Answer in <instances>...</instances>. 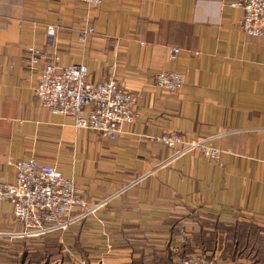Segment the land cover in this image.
Returning a JSON list of instances; mask_svg holds the SVG:
<instances>
[{"label":"crops","instance_id":"0c3cea01","mask_svg":"<svg viewBox=\"0 0 264 264\" xmlns=\"http://www.w3.org/2000/svg\"><path fill=\"white\" fill-rule=\"evenodd\" d=\"M232 1L0 0V182L36 157L74 180L87 208L112 198L47 241L17 238L12 204L0 201L1 264L177 262L221 227L264 228V38L243 33ZM86 25L93 32L82 42ZM30 47L45 56L36 67ZM171 48L181 51L175 61ZM52 63L86 65L90 82L115 79L137 96V118L118 141L39 104L34 90ZM162 71L181 73L183 87H157ZM166 133L212 137L223 156L171 159L156 141Z\"/></svg>","mask_w":264,"mask_h":264},{"label":"built area","instance_id":"2783aa9c","mask_svg":"<svg viewBox=\"0 0 264 264\" xmlns=\"http://www.w3.org/2000/svg\"><path fill=\"white\" fill-rule=\"evenodd\" d=\"M71 1L95 7L103 2ZM229 6L242 9L241 29L245 35L264 38V0H233ZM92 32V27L86 25L80 32L79 40L84 42ZM55 33V27H48L49 35ZM180 52L178 48H171L170 59L177 60ZM27 53L32 67L45 58L35 47L28 48ZM89 75L86 65L59 68L56 64H48L41 72L35 95L39 104L53 114L71 117L75 128L97 132L110 142H116L124 127L137 118V96L126 91L115 79L92 83ZM183 78L179 72L162 71L155 77V83L157 87L173 92L183 87ZM212 139L190 141L182 134L166 133L156 141L173 152L171 159L198 151L206 159L220 162L223 151L211 145ZM111 200L105 199L87 208L74 180L67 178L55 165L44 164L36 157L16 163L14 182H0V201L12 204L13 215L21 227L15 235L19 239L42 240L64 233L90 214L106 207ZM209 260L207 255L200 254L182 259L179 264H209Z\"/></svg>","mask_w":264,"mask_h":264},{"label":"trees","instance_id":"16d2710c","mask_svg":"<svg viewBox=\"0 0 264 264\" xmlns=\"http://www.w3.org/2000/svg\"><path fill=\"white\" fill-rule=\"evenodd\" d=\"M226 229H230L228 232L229 233L228 236H227V232H224V234H223L224 230L227 231ZM257 229H258V234L256 232ZM221 232L223 234V236L221 234L222 237L220 236L221 239H223L226 236L228 239L231 234H234V237H232V241L234 242L233 243L234 248L229 247L230 246L229 245L228 249H226L227 252L228 251L231 252V251L235 250L236 247H240V246L243 250H246L245 248L250 247V250L252 251V253H254V257L257 258V261L255 264H264V259H263L264 258V244H263V242L259 241V238H264V228L257 226V225L239 223L233 227H221ZM230 232H231V234H230ZM59 234L60 233L55 234V235L58 236ZM245 235H246V237H245ZM259 236H261V237H259ZM47 239L48 238H44L43 240L47 241ZM243 239H245V242H242ZM215 240H216V237H211L209 240H206V242H204L202 240L199 241V239L197 240V245H199L200 243L202 245H204V248H202L201 252H203L205 254H207V253L211 254L209 256L210 259H211V256L213 255V253L209 252V251H211V250H209L210 246H207V245L211 241L215 242ZM230 242H231V240H230ZM230 244H232V242ZM55 246H56L55 248L61 249L60 243L57 242ZM210 248L213 251V245ZM258 258H262V259H258ZM159 261L162 264H172L174 260L170 256H166V257L164 256L162 258L157 257L156 258L157 264H159ZM135 264H143V263H141L140 261H137Z\"/></svg>","mask_w":264,"mask_h":264},{"label":"rangeland","instance_id":"374dc122","mask_svg":"<svg viewBox=\"0 0 264 264\" xmlns=\"http://www.w3.org/2000/svg\"><path fill=\"white\" fill-rule=\"evenodd\" d=\"M227 231H223V234L224 232H227V236H228V232L230 229H226ZM257 234H258V229H257ZM222 234V236H223ZM226 234V233H225ZM231 234V232H230ZM232 235V236H231ZM229 236V238L227 239V236L224 237L223 239H221V237L218 239L216 238L215 242H209V244L207 246H210L212 247L213 245V251L212 249L209 247V252L213 253V255L211 256V259H210V255L211 254H205L201 251L199 252H192V253H189V254H184L182 255V258L179 259L177 262H174L175 264H179V262L182 260V259H186V258H189L191 256H195V255H207L208 256V260H209V264H255L256 261H257V258L254 257V253H252V251L250 250V247L248 248H245L246 250H243L240 247H236L235 250L233 251H226V249H228V246L229 247H232L234 248V245H233V241H232V237H234V234H231ZM246 237V235H245ZM261 237V236H259ZM258 237V238H259ZM226 239V240H225ZM232 242V244H230V240ZM226 241V242H225ZM259 241L263 242L264 244V238H259ZM242 242H245V239H243ZM40 259V257H35V261H38ZM258 259H262V258H258ZM264 259V258H263ZM40 261V260H39ZM1 264V263H0Z\"/></svg>","mask_w":264,"mask_h":264}]
</instances>
